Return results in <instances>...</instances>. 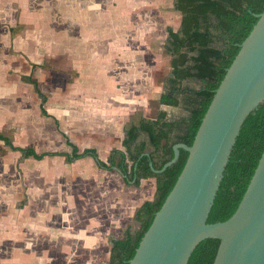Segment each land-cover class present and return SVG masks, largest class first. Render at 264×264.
Returning <instances> with one entry per match:
<instances>
[{
    "label": "crops",
    "instance_id": "1",
    "mask_svg": "<svg viewBox=\"0 0 264 264\" xmlns=\"http://www.w3.org/2000/svg\"><path fill=\"white\" fill-rule=\"evenodd\" d=\"M164 2L65 0L64 18H54L57 25H64L65 55L49 56L52 66L54 60L60 63L49 75L50 85L60 89L62 101L53 95L46 101L42 92L45 71L36 69L31 78L24 63L29 55H0V124L8 126L5 110L14 109L13 101L23 99L21 92L27 96L30 92L28 97L37 102L38 114L32 111L31 115L35 123L49 118L56 130L47 134L36 129L35 133L46 139L45 145L48 139L58 141L59 135L64 140L66 131L59 132L57 124L69 131L77 124L80 130L72 134L77 147L88 149L91 143L100 159L113 149L121 150L123 128L135 121L138 112L148 109L147 93L154 88L152 77L158 64L146 40L154 37L152 15L157 4ZM31 56L35 63L47 59V55ZM9 70H13L12 75ZM31 82L44 96L43 101ZM24 113L26 121V109ZM11 129L13 135L16 131L19 135L21 128L6 127L0 135L14 147L12 139L18 137L20 141L23 135L12 138ZM0 145L11 152L3 141ZM19 148L44 156L39 160L21 158L17 152L18 159L26 162L22 185L2 183L0 244L4 247L0 264H107L109 237L118 238L139 205L151 199L154 186L150 179L142 180L141 188L134 190L124 186L116 171L98 169L91 158L65 163L61 155L69 154L70 148L69 152L67 148L51 152L34 144ZM27 164L33 167V178ZM20 186L26 188L25 206L14 214L10 209L21 192ZM50 215L49 220L54 222L51 226L36 224L38 218ZM30 252H35L33 258L26 255Z\"/></svg>",
    "mask_w": 264,
    "mask_h": 264
},
{
    "label": "trees",
    "instance_id": "2",
    "mask_svg": "<svg viewBox=\"0 0 264 264\" xmlns=\"http://www.w3.org/2000/svg\"><path fill=\"white\" fill-rule=\"evenodd\" d=\"M179 13L178 28L166 29L164 52L170 57L169 74L162 84L157 100L159 109L154 120L140 118L123 128V150L109 151L103 163L93 150L77 149L66 141L70 153H62L65 163L91 158L98 169L116 171L126 187L137 188L140 180L154 179L152 199L144 201L134 211L132 222L137 229L127 227L119 239H109L107 264H127L172 189L187 153L178 150L174 163L159 171L173 157L172 146H190L200 120L221 81L225 70L238 51L239 44L264 9V0H172ZM36 88L34 82H31ZM35 92L43 97L35 89ZM44 115V111L41 109ZM11 151L21 158L41 159L31 149L14 148L0 135ZM264 148V102L242 121L222 171L206 223L227 220L236 209ZM129 163V164H128ZM218 241L206 239L191 251L186 264H212Z\"/></svg>",
    "mask_w": 264,
    "mask_h": 264
},
{
    "label": "water",
    "instance_id": "3",
    "mask_svg": "<svg viewBox=\"0 0 264 264\" xmlns=\"http://www.w3.org/2000/svg\"><path fill=\"white\" fill-rule=\"evenodd\" d=\"M213 92L176 181L127 264H186L201 241H218L212 264H264V148L232 215L206 223L229 151L244 118L264 102V9Z\"/></svg>",
    "mask_w": 264,
    "mask_h": 264
},
{
    "label": "rangeland",
    "instance_id": "4",
    "mask_svg": "<svg viewBox=\"0 0 264 264\" xmlns=\"http://www.w3.org/2000/svg\"><path fill=\"white\" fill-rule=\"evenodd\" d=\"M64 1L65 0H58V2L55 4L54 0H0V55H6V58H9L10 56H17V55H29L24 60V63L30 69L29 76L32 78L33 73L34 71H36V69L38 70L40 69L42 70V72L45 71L44 72L45 75L43 78L45 81V89H42V92H44L43 94L46 95L47 97L46 101L48 100V102H49L51 95L57 96V98L60 101H62V98H63L60 95L58 96V94L61 93L60 89L54 90L50 85V75H49L50 71H53L54 69H56L55 67L59 66L60 63L58 60H54L53 63L55 67L52 66L49 56L50 55H65L66 47H65V40H64V25H60L61 22H59V25H57L54 19L55 16L64 18V15H65ZM171 6H172V0H165L164 3L157 4L156 10H154V13H153L154 15H152L154 37L146 40L147 42L146 46L150 48L149 50L154 55L157 56L156 63L158 64L157 65L158 69L155 70V73L152 77L154 88H152V90H150L147 93V108L148 109L145 111L143 110V112H138L137 113L138 116L136 115L133 118L135 119L133 123H136L141 118L140 116H142L144 120H154L156 118V113L159 110V107H158L159 105L157 104L156 98L158 96V93L162 91L161 81L164 77H166L169 74V69H170L169 67L170 57L164 52V49H163V44L167 37L166 29L170 28L173 32H175L178 28L179 20H180L179 13L174 12ZM7 55H9V57ZM31 55H47V59L38 60L39 62L35 63L33 62V56ZM27 64H31L33 68H30V66ZM9 72L10 73L8 74L10 75L13 74V70H9ZM58 78H60V76H58ZM29 80L30 79H28V81ZM55 92L57 93V95L55 94ZM28 93H29L28 96L31 95L30 92ZM21 95L23 96L22 97L23 99L21 101L20 100L13 101L14 109L9 110V111L5 110L6 112L5 118L6 120H8L6 124L8 126L6 127L16 128L17 126H19L21 128L20 133L21 135H23L20 141L19 139H17L18 137H15L14 140L12 139L11 142L14 148H17V147L19 148L25 145L34 144L36 148L41 147L43 149L45 147L46 150L51 151V152H54V151L61 152L62 150L67 148L64 145L65 144L64 140H66L69 144L73 145L77 149L78 153L85 149V148L81 149V147H77L76 145H74L75 143L77 144V141L74 140V138L72 137V134L80 130L77 124H73L74 128L70 127L69 128L70 131L67 129L64 130V125L57 124L59 128L58 129L59 132L66 131L64 140L59 135L58 141L54 139L52 143V140L50 141V139H48L47 145H45L44 143L46 142L45 141L46 139L44 138V136H41L38 133H35V131L36 129H40L42 133L46 132L47 134L50 133V130L54 131L55 127L52 122V119L42 118L40 120L42 121L40 124L35 123L36 121H34L31 115H33L32 111H34V114L36 113L38 114L37 102H34L32 99H30L27 96L26 92L24 93V95L21 92ZM43 99H44V96H43ZM59 108H61V105H59ZM64 108L65 107H62V109ZM25 109H26V115H27L26 121H24L25 119L24 110ZM161 110L167 111V108L163 107V109ZM78 116L79 115L74 114L75 118H78ZM6 127L0 124V131L3 129L5 130ZM21 130H24V131L21 132ZM13 132L14 130L12 129L9 132V135L12 138L14 136L20 135V133L19 135H17L16 133L17 131L13 135L12 134ZM87 146H89L88 149L90 148V150H93L94 153L97 152L95 149H93V147H91V143L88 144ZM67 150L69 152V148H67ZM99 157L100 156L96 154V158L99 161L103 163L106 161L107 157L103 159H100ZM25 163L26 162L20 161L18 159L17 152L15 151L9 152V151L3 150L0 145V188H2L3 182L4 184L8 182L9 185L10 184L16 185V184H19L20 182L22 185L21 179H23V171H24L23 165H25ZM27 168L31 169L30 174H31V178H33L34 177L33 172H32L33 167H31L30 164H27ZM59 173L61 174V172ZM148 179H150V183L154 186V179L152 178H148ZM141 181L142 180H140L139 186L137 188L126 187L125 185L124 186L126 188L139 190L141 188ZM145 183L148 184L147 182ZM25 189H26L25 187L20 186L19 190H21V192H18V198L16 200H12L13 206L10 209V211L14 214L19 213L24 209L25 204L23 202L25 201V197H26V195L24 194ZM10 193H13V191L10 190ZM2 200L3 198L1 199V203H2ZM1 210L2 208L0 205V211ZM51 217L52 215H50L49 217L38 218L36 220V224H38L39 226L42 224L51 226L54 223L49 220ZM126 225H127L126 228L130 227V230L132 231L137 229V226L132 222V218ZM121 234L119 235L118 238L109 237V239L110 238L119 239L121 237ZM1 246L2 245L0 244V250L2 249V247H4V246L2 247ZM109 247H110V244H108V253H107L108 255H109ZM26 255L27 256L30 255V258H33L35 256V252H30V253H27ZM108 255H107V259H108Z\"/></svg>",
    "mask_w": 264,
    "mask_h": 264
}]
</instances>
